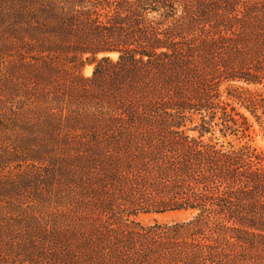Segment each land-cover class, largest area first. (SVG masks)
I'll return each instance as SVG.
<instances>
[{
    "label": "trees",
    "instance_id": "obj_1",
    "mask_svg": "<svg viewBox=\"0 0 264 264\" xmlns=\"http://www.w3.org/2000/svg\"><path fill=\"white\" fill-rule=\"evenodd\" d=\"M235 104L264 129V0H0V264H264Z\"/></svg>",
    "mask_w": 264,
    "mask_h": 264
},
{
    "label": "rangeland",
    "instance_id": "obj_2",
    "mask_svg": "<svg viewBox=\"0 0 264 264\" xmlns=\"http://www.w3.org/2000/svg\"><path fill=\"white\" fill-rule=\"evenodd\" d=\"M112 54H116V56H113ZM104 55L110 56L112 59L116 60L118 58L119 53L118 52H108L105 54L101 53L98 55V57H102ZM94 66H95L94 62L90 60L89 61L85 60L83 64L79 66L80 68L79 70L83 76L90 77L93 73ZM227 84L228 82L223 83L221 86V89L224 90ZM238 84L243 85L245 87L247 86L242 82H239ZM248 87L255 89V88H260L262 86L248 85ZM235 105L238 107L240 111L245 112V114L249 118L250 123L252 124L249 130V136L238 138L237 136L230 135L228 136V138H221V140L223 141L231 140L237 145H240L241 143H244V142H249L253 146L264 151V129L263 127L259 125L255 121V119L249 114V112H247L243 107H240L239 104H235ZM215 129H216V136H218L219 135L218 127H216ZM239 136H242V134L240 133ZM191 217H192V213L188 211H170V212H165V213H141L137 217H135V220L147 226V225L153 224L155 221H159L161 223H171L174 221L188 220ZM47 252H50V251H47ZM35 263L37 264H64L63 261H59L58 259H55L50 253H47L46 256H42L40 258L38 257Z\"/></svg>",
    "mask_w": 264,
    "mask_h": 264
},
{
    "label": "bare ground",
    "instance_id": "obj_3",
    "mask_svg": "<svg viewBox=\"0 0 264 264\" xmlns=\"http://www.w3.org/2000/svg\"><path fill=\"white\" fill-rule=\"evenodd\" d=\"M113 56H116V54H112ZM88 72H89V70H88Z\"/></svg>",
    "mask_w": 264,
    "mask_h": 264
}]
</instances>
